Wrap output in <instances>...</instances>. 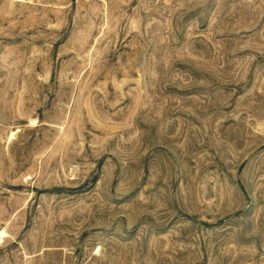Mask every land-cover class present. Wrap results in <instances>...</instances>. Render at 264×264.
Here are the masks:
<instances>
[{"label": "rangeland", "instance_id": "1", "mask_svg": "<svg viewBox=\"0 0 264 264\" xmlns=\"http://www.w3.org/2000/svg\"><path fill=\"white\" fill-rule=\"evenodd\" d=\"M0 264H264V0H0Z\"/></svg>", "mask_w": 264, "mask_h": 264}, {"label": "bare ground", "instance_id": "2", "mask_svg": "<svg viewBox=\"0 0 264 264\" xmlns=\"http://www.w3.org/2000/svg\"><path fill=\"white\" fill-rule=\"evenodd\" d=\"M4 232H2V234H3Z\"/></svg>", "mask_w": 264, "mask_h": 264}]
</instances>
